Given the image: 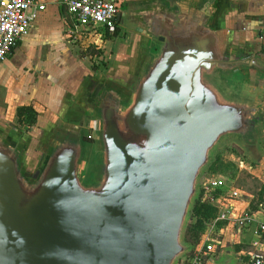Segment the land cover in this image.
<instances>
[{
	"label": "water",
	"instance_id": "water-1",
	"mask_svg": "<svg viewBox=\"0 0 264 264\" xmlns=\"http://www.w3.org/2000/svg\"><path fill=\"white\" fill-rule=\"evenodd\" d=\"M112 1L123 40L102 71L77 60L39 129L0 94V264H179L215 151L264 166V55L232 36L235 0Z\"/></svg>",
	"mask_w": 264,
	"mask_h": 264
},
{
	"label": "crops",
	"instance_id": "crops-1",
	"mask_svg": "<svg viewBox=\"0 0 264 264\" xmlns=\"http://www.w3.org/2000/svg\"><path fill=\"white\" fill-rule=\"evenodd\" d=\"M33 1L38 6L42 5L43 10L37 12L27 35L6 59L0 62L2 116L5 121L24 133L25 129L18 125L16 112L18 108L31 107L36 113V122L27 135L39 129L43 121L56 114L61 84L66 75L76 67L77 60L89 65L80 56V46L73 44L67 36L66 12L61 0ZM235 4L237 11L230 16L229 26L232 36L242 38L254 54L264 55V0H235ZM117 29L118 35L112 42H97V46H101L106 50L105 54L110 53V56L114 55L116 47L123 40L119 28ZM250 91L264 99V84L251 82ZM246 159L248 161L243 159L245 167L238 168L239 171H245V180L241 181V186H238V177L224 178V194L238 192L237 199L232 201L235 215L247 210L254 198L260 196L256 186L259 183L264 186V172L261 173L264 166L254 163L251 165L252 162ZM235 239L237 243L244 241L248 249L254 240L251 229L238 235L236 233ZM262 243L264 248V240Z\"/></svg>",
	"mask_w": 264,
	"mask_h": 264
},
{
	"label": "built area",
	"instance_id": "built-area-1",
	"mask_svg": "<svg viewBox=\"0 0 264 264\" xmlns=\"http://www.w3.org/2000/svg\"><path fill=\"white\" fill-rule=\"evenodd\" d=\"M66 12L65 30L73 44L88 46L92 38H102L112 34L116 28L118 9L112 0H61ZM42 5L33 0H0V62H3L16 45L27 35ZM118 28V24H117ZM90 65L103 70V58L86 56ZM238 168L245 166L243 160L237 162ZM226 179L204 177L198 202L216 208L214 218L204 221L203 235L195 245V250L179 264H204L205 260L215 258L221 249L222 238L228 226H233L234 238L244 230L251 229L254 240L251 248L237 252L239 264H264V201L255 212L248 208L241 214H234L232 201L238 192L225 195Z\"/></svg>",
	"mask_w": 264,
	"mask_h": 264
},
{
	"label": "rangeland",
	"instance_id": "rangeland-1",
	"mask_svg": "<svg viewBox=\"0 0 264 264\" xmlns=\"http://www.w3.org/2000/svg\"><path fill=\"white\" fill-rule=\"evenodd\" d=\"M93 41V39L91 40V42ZM93 46H90L88 49V53L90 54L91 50ZM17 122L19 124L20 127H30V122L29 119L26 118V116L23 115H19L17 114ZM261 148H262V152L264 154V141L261 144ZM243 152L240 150V148L235 145L234 143H225L223 145H221L214 153L213 156V160L211 162V164L209 165V167L207 168V170L205 171L204 177H222V178H236L238 177V179L240 180L238 183V186H241V181L245 180V171H239L238 169V165H237V161L238 159L243 160L245 159V161H248L246 158L247 157H243ZM253 165V162L252 164ZM260 172V171H259ZM264 171H261V173ZM257 188V193L260 194V196H258L257 198H254V204L256 202H260L261 200H263V196H264V186L262 184H258L256 186ZM193 213L194 210L191 214V217L189 219V225L193 222ZM212 218L208 219L211 220ZM206 219H204V221H208ZM204 225V224H203ZM204 232V231H203ZM203 233L200 236V239L202 237ZM199 239V241H200ZM222 240V244L224 246V249L227 247H230L231 250L234 253H237V251L239 249H243V250H247L249 247L246 243L238 242L235 238H233V234H232V230H231V226H228V228L225 230V234L224 237L221 239ZM219 254V253H218ZM217 254V255H218Z\"/></svg>",
	"mask_w": 264,
	"mask_h": 264
},
{
	"label": "trees",
	"instance_id": "trees-1",
	"mask_svg": "<svg viewBox=\"0 0 264 264\" xmlns=\"http://www.w3.org/2000/svg\"><path fill=\"white\" fill-rule=\"evenodd\" d=\"M16 114L26 116V118L29 119L30 126H33L36 122V113L31 107L18 108ZM263 201L264 198L263 200H261L260 202H256L255 204L253 201L249 206L250 211L255 212L258 208V205ZM193 210V222L188 226L185 238L187 242L196 245L200 239L201 234L204 231V219L208 220L210 218H214L217 210L210 205L202 204L200 202L196 203ZM242 250L243 249H239L237 252Z\"/></svg>",
	"mask_w": 264,
	"mask_h": 264
},
{
	"label": "flooded vegetation",
	"instance_id": "flooded-vegetation-1",
	"mask_svg": "<svg viewBox=\"0 0 264 264\" xmlns=\"http://www.w3.org/2000/svg\"><path fill=\"white\" fill-rule=\"evenodd\" d=\"M117 24L118 23H116V28H115V30H114V32L112 33V34H106V35H104L102 38H92L93 39V41L91 42V40H90V44L88 45V46H83V48L81 49V51H80V56H81V58L84 60V58H86V56H96V57H102L103 58V61H102V66H103V68L105 69L106 68V66H107V59H109V57H110V53L109 54H105V51L106 50H104V49H102L101 48V46L100 47H98L97 46V42L98 43H101V42H106V40H108V42H112L113 40H114V38H116V36L118 35L117 34V31H118V29H117ZM109 44V43H108ZM90 46H93V47H91L92 49L91 50H93V51H91V53L90 54H87L88 53V51H89V47ZM89 63V62H88ZM91 68H92V70L93 71H95V72H99V71H97L98 69H99V67H96V66H90ZM102 71V70H101ZM19 125V124H18ZM30 126V125H29ZM32 126H30V127H25L24 129H25V131H23L25 134H27L28 132H29V130H30V128H31Z\"/></svg>",
	"mask_w": 264,
	"mask_h": 264
}]
</instances>
